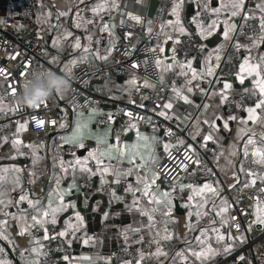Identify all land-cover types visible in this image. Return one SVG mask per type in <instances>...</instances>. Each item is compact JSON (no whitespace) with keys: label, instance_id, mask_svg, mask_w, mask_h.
Wrapping results in <instances>:
<instances>
[{"label":"crops","instance_id":"1","mask_svg":"<svg viewBox=\"0 0 264 264\" xmlns=\"http://www.w3.org/2000/svg\"><path fill=\"white\" fill-rule=\"evenodd\" d=\"M21 1L0 0V24L10 21L16 32L23 29V22L16 14ZM28 1L38 26L37 38L48 48L45 60L48 70L39 83L45 87L51 68L67 75L75 65L110 64L120 26L126 17L141 14L148 18L150 3L158 1L156 10H164L157 43L162 54L159 72L169 85L163 105L172 104L171 109L162 105L161 112L176 127L182 128L189 123L188 135L195 145L207 142L215 148L213 164L220 180L197 185L181 183L179 187L185 192L177 196L173 189L162 186L155 171V165L167 151L164 147L167 143L159 132L148 135L140 123L123 119L118 124L122 125L124 136H116L113 125L102 128L96 125L99 117L110 113L108 105L78 109L67 101V90L62 98L54 92L52 97L59 104V117L51 133L28 141L22 138L27 126L20 129L19 125L0 133V233L9 237L0 240L22 264H109L110 251L136 249L144 242L155 245L154 255L157 240L166 255H154L151 263L128 261L122 264H243L241 257L248 254L247 238L264 235V227L255 223L258 216L264 215V202L260 201L256 189L264 182L261 179L264 163L256 162L261 159L260 153H264V139L261 138L264 116H260L258 109V121L248 120V109L264 97L259 95L254 77L248 75V65L242 72L241 64L249 55L250 62L256 63L258 57L264 55V44L252 48L249 53L248 47L253 40L237 41L236 45L245 47L238 49L235 45L238 60L233 74L220 79L208 90L226 43L239 24L241 12L231 15V4L235 0H210V8L224 7L219 13L205 10L199 11V15L196 0H184L179 9V22L172 15L176 0ZM200 2L202 7L203 0ZM247 13L255 18L244 19V22L256 26L258 39L261 35L259 20L264 13L258 8ZM214 20L216 27L209 35L208 26ZM181 27L184 33L180 32ZM226 30L229 32L227 39L223 35ZM188 37L194 40V51L182 61L178 57V46ZM213 39V46H207L206 43ZM77 40L79 48L75 46ZM178 75L181 76L179 80L176 79ZM241 76L243 84L239 82ZM92 81L120 100L137 86H146L134 74L113 76L110 69L96 74ZM226 83L232 87L225 89ZM243 94H250L252 101L238 105L236 97ZM9 110L10 104L0 102V111ZM233 116L236 119H229ZM225 121L227 127H224ZM253 132L256 134L254 144L247 145L248 155L245 156L246 142ZM209 136L211 139H206ZM119 179L125 180V185L109 194L93 190L86 198L79 196L83 182L98 187ZM205 185L214 191H209ZM129 186L132 191L127 190ZM144 191L149 195L144 196ZM113 194L122 199L115 200ZM21 195L25 196L23 201ZM243 195H248L249 199H244ZM134 199L138 206L129 211ZM246 201L247 233L235 235L231 231L229 212L233 204L241 205ZM164 208L170 210L168 215L162 211ZM54 209L57 222L52 224ZM44 211L49 212L48 217H43ZM77 213L82 221L76 219ZM148 215L153 216L151 228ZM33 216L44 224L33 226ZM21 230L24 235L18 234ZM62 231L66 232L64 237L58 235ZM166 233L171 234L172 239L164 240ZM45 235L49 239H44ZM220 236L224 239H219ZM241 237L245 242L241 243ZM226 247L231 251L226 253ZM0 248H3L0 260L13 264L1 244ZM201 252L210 258H198L193 254Z\"/></svg>","mask_w":264,"mask_h":264},{"label":"built area","instance_id":"2","mask_svg":"<svg viewBox=\"0 0 264 264\" xmlns=\"http://www.w3.org/2000/svg\"><path fill=\"white\" fill-rule=\"evenodd\" d=\"M261 0H244V11L239 16V24L234 34L227 41L222 55L213 72L208 90L212 89L220 79L229 78L236 67L238 54L236 43L239 40L251 41L257 37V28L251 22H244V16L249 10H256ZM16 14L23 22L20 32L13 30L10 21L0 24V67H4L12 74L10 81L0 77V102L10 104L11 110L0 111V133L9 131L27 122V130L22 134L25 141L39 140L51 133L58 123L59 104L51 97L47 107L41 105L38 109H31L18 102L22 88L27 86L29 90L39 85L44 79L47 62L44 58L45 46L37 38L38 26L35 21L31 2L22 0L16 7ZM131 16L141 17V21L133 20ZM164 16V10L158 9L152 18L141 14H131L126 17L120 26L119 38L115 44L110 64L85 63L75 65L70 74L52 72L63 77L68 82L67 101L78 109H98L108 105L110 113L99 117L96 125L100 128L113 125L116 136H124V131L119 120L130 119L144 126L148 135L159 132L168 144V149L155 165V171L160 178L163 187L173 189L177 196L184 194L180 188L181 183L197 185L209 180H220L213 158L216 156L215 148L207 142L195 145L188 135L189 126L179 128L169 122L159 113L162 111L163 100L168 94L169 85L165 83L159 72V61L162 57L157 46L160 39L159 25ZM148 25V27L146 26ZM129 33L131 34L129 36ZM194 51V40L188 37L178 46V57L185 60ZM16 53L15 60L10 57ZM110 69L113 76H121L125 73L134 74L145 85L137 86L127 98L120 100L111 97L102 86L94 84L92 79L96 74ZM21 73H25L21 75ZM180 75L176 76L179 80ZM9 83L16 89L15 95L9 91ZM238 105H245L252 101L250 94L236 97ZM231 103V101L229 102ZM229 105V104H228ZM18 108L19 110H14ZM43 119L44 127H39L33 120ZM55 120V124L49 121ZM169 131L171 135H168ZM182 141V143H181ZM171 154V157L169 156ZM190 156L191 159L186 157ZM186 165L184 168L181 165ZM117 181H119L117 183ZM108 182L102 186H92L90 182H83L79 188V196L86 198L93 190L102 194H109L125 185V180ZM259 199L264 202V182L256 186ZM249 199L248 195H243ZM248 202L233 204L229 212L231 231L235 235L247 233ZM239 225V228H237ZM264 235L255 238H247L246 248L248 254L243 258V264H264ZM155 245L144 242L136 249L112 250L108 253L109 264H122L124 262L151 263L154 259ZM141 253L144 259L141 260ZM231 264H237L232 262Z\"/></svg>","mask_w":264,"mask_h":264},{"label":"snow or ice","instance_id":"3","mask_svg":"<svg viewBox=\"0 0 264 264\" xmlns=\"http://www.w3.org/2000/svg\"><path fill=\"white\" fill-rule=\"evenodd\" d=\"M184 0H176V2H174L173 4V8H172V15H175L177 17V22H179V9L181 8L182 4H183ZM196 3H197V9H198V12H197V15H199V11H205V10H210L211 12H213L214 14L215 13H219L221 11V7H224L223 5H221V7H216V8H210V0H203V5L201 7V2L200 0H196ZM257 8L259 9V11L261 13H264V0H261V3L257 4ZM231 15L232 16H236V15H239L241 11H244V0H235L234 3L231 4ZM95 11V10H94ZM251 10H249L250 12ZM60 15H66V13H60ZM131 18L133 20H136L137 22H140L141 21V17L139 16H131ZM249 18H255L253 16H250L248 13L245 14L244 16V19L247 20ZM196 21V17L193 18V22ZM216 21L214 20L212 22V24H210L208 26V34L211 35L212 33V30L216 27ZM107 27V26H106ZM233 28H235V25L232 26ZM259 27H260V30H261V35L259 36L258 39H253L252 41V44L251 46L248 47V50H249V53L251 52V49L252 48H255V47H258L260 44H264V15H261L260 16V20H259ZM184 29L181 27L180 28V32L181 33H184ZM131 34L129 33V36ZM224 37L227 39L229 38V32L226 30L224 31L223 33ZM75 46L77 48L80 47V43L79 41L77 40ZM236 47L239 49L241 47H245L243 45H240V44H237ZM162 50V49H161ZM85 51H87V49H85ZM20 55L19 53H16L14 55H12L10 58L15 60L17 58V56ZM217 59H219V57H217ZM251 56L249 55L248 57H246L244 59V62L243 64H241V71H245V65H248V68H247V73L249 76H253L254 79H253V83L256 85V88L259 89V95L261 97H264V55H261L258 57V60L256 63H251ZM160 61H157V64H159ZM189 66H190V62H189ZM25 73H21V75H24ZM211 70H209V75H211ZM196 76V73H195V70H193V78H195ZM0 77H2L5 81H10L12 79V74L10 72H8V70L4 67H0ZM258 78V79H257ZM239 82L241 84L244 83V77L241 76L240 79H239ZM9 87V91L11 92V94L15 95L16 93V89L14 87L11 86V84L9 83L8 85ZM232 85L230 84H225L224 85V88L225 89H229L231 88ZM66 91V89H64L62 92H56L61 98H62V94L63 92ZM189 91H191V89H189ZM226 99V97H224ZM185 101L188 102V99L187 97H184ZM43 105L45 107H47V104L46 102L44 103H41L40 105H37L35 109H38L40 108V106ZM164 108H167V109H171L172 108V104L171 103H168V104H165L163 105ZM260 110V116H264V99H259L258 102L255 104L254 107H250L248 109V113H249V116H248V120H251L253 123H256L259 119L258 117V114H257V110ZM14 110H19L18 108L14 109ZM161 116H165L166 114L164 112H160L159 113ZM229 119H236V117H229ZM33 120H35V123L37 124V126L39 127H44L45 125V121L43 119H36L35 117H33ZM248 121H243V123H247ZM50 124H55L56 121L55 120H52V121H49ZM205 123H207V121H205ZM26 125H27V122H24L23 124H20V129H24L26 128ZM227 121H225L224 123V127H227ZM168 135H171V132L169 131ZM255 133L253 132V135L252 137H249L247 142H246V146H245V156L248 155V151H247V145H252L254 144V137H255ZM262 139H264V135H262L261 137ZM206 139H211V136L207 137ZM18 143V141L16 142ZM182 143V141H181ZM82 146V145H81ZM165 149L167 150L168 149V145L165 144ZM253 155H256V153H253ZM261 155V159L259 161H256L258 163H264V153H260ZM169 156L171 157V154L169 153ZM187 159H191L190 156H187L186 157ZM77 164L80 163V161H77L76 162ZM182 167L186 168L187 166L186 165H181ZM82 170H85V171H91L90 169H82ZM241 171H244L243 168L240 169ZM106 171V169H105ZM130 174V173H129ZM248 175H254L253 173L251 172H248L247 173ZM261 179H264V177H261ZM119 181H117L118 183ZM255 181H253L254 183ZM154 183V181H153ZM205 188H208L209 191H214V189H212L209 185H205ZM128 191H132V188L131 186H129V188L127 189ZM144 196H148L149 193L148 191H144L143 193ZM113 198L117 201L121 200L122 198L120 197H116L115 194H113ZM25 199V196L21 195L20 197V200L23 201ZM29 203L31 204V201H29ZM152 203H159V201H152ZM138 206V201L137 200H133V204L130 205L128 207V210L129 211H132L134 208H136ZM55 211L57 210H53V215H52V219H51V223L52 224H55L57 221H56V218H55ZM155 211V209L153 210ZM162 211L164 212L165 215H168L169 214V209L168 208H164L162 209ZM142 214H146L142 211ZM43 217H48L49 216V212L48 211H44L43 212ZM108 214L106 213L105 214V218H107ZM76 219L79 220V221H82V217L79 215V213L76 214ZM148 220H149V225L148 227L151 228L152 227V221H153V216L152 215H148ZM32 221L34 222L33 226L39 224V225H43L44 224V221L41 220V219H38L36 216H33L32 217ZM255 223L264 227V215H260L256 218L255 220ZM237 228H239V225H237ZM46 231V229H45ZM19 235H24L25 232L24 230H21L20 233H18ZM58 235L60 237H64L66 235V232H60L58 233ZM54 238V237H53ZM0 239L2 240H8L9 237L7 235H5L4 233H0ZM44 239H49V237L47 235H45ZM164 240H170L172 239V236L171 234H165V236L163 237ZM219 239L223 240L224 237L223 236H220ZM241 240V243L245 242V239L243 237L240 238ZM70 242V241H69ZM88 241L86 240L85 243H87ZM156 244H157V251L154 255L156 256H160V255H166V253L163 252L161 246H160V241H155ZM3 251V248H0V252ZM33 252L36 251L35 248L32 249ZM224 251L227 253V252H230L231 251V248L229 247H226L224 249ZM209 253H211V250H209ZM194 255H196L198 258L199 257H205V258H210L209 256H206L205 253L201 252V253H193ZM211 254H214V253H211ZM65 259L67 260L68 257H65ZM144 259V254L141 253V260ZM241 259H243V257H241ZM0 264H10L9 261H4V260H0Z\"/></svg>","mask_w":264,"mask_h":264},{"label":"clouds","instance_id":"4","mask_svg":"<svg viewBox=\"0 0 264 264\" xmlns=\"http://www.w3.org/2000/svg\"><path fill=\"white\" fill-rule=\"evenodd\" d=\"M67 87L68 82L63 77L50 72L46 87L37 85L29 90L27 86H24L17 99L23 106L35 109L37 105L47 102L54 92H62Z\"/></svg>","mask_w":264,"mask_h":264},{"label":"water","instance_id":"5","mask_svg":"<svg viewBox=\"0 0 264 264\" xmlns=\"http://www.w3.org/2000/svg\"><path fill=\"white\" fill-rule=\"evenodd\" d=\"M159 6V2L158 1H152L150 3V8H149V12H148V18H152L153 14L155 13L156 9ZM214 39L211 40L210 42H207L206 45L212 47L214 43ZM59 70L57 69V72ZM0 244L4 247L7 255L9 256L10 260L13 262V264H21L20 261L15 257L14 253L11 251V249L0 240Z\"/></svg>","mask_w":264,"mask_h":264},{"label":"trees","instance_id":"6","mask_svg":"<svg viewBox=\"0 0 264 264\" xmlns=\"http://www.w3.org/2000/svg\"><path fill=\"white\" fill-rule=\"evenodd\" d=\"M44 46H45V45H44ZM47 52H48V48H47V46H45V53H44V58H45V60H47V59H46V56H48V53H47ZM47 70H48V69H46V71H47ZM46 71H45V72H46ZM50 71H51V70H50ZM51 73H52V71H51ZM44 78H45V76H44ZM127 97H128V96H127ZM127 97H126V98H127ZM21 264H22V263H21Z\"/></svg>","mask_w":264,"mask_h":264}]
</instances>
